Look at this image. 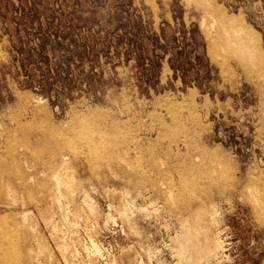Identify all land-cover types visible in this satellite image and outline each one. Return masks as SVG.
Masks as SVG:
<instances>
[{
	"label": "rangeland",
	"instance_id": "obj_1",
	"mask_svg": "<svg viewBox=\"0 0 264 264\" xmlns=\"http://www.w3.org/2000/svg\"><path fill=\"white\" fill-rule=\"evenodd\" d=\"M0 264H264V0H0Z\"/></svg>",
	"mask_w": 264,
	"mask_h": 264
}]
</instances>
